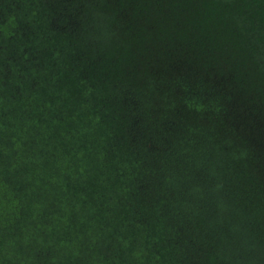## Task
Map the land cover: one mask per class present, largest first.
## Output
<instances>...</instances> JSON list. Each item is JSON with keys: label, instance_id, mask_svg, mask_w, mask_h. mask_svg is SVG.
<instances>
[{"label": "trees", "instance_id": "trees-1", "mask_svg": "<svg viewBox=\"0 0 264 264\" xmlns=\"http://www.w3.org/2000/svg\"><path fill=\"white\" fill-rule=\"evenodd\" d=\"M0 264H264V0H0Z\"/></svg>", "mask_w": 264, "mask_h": 264}]
</instances>
